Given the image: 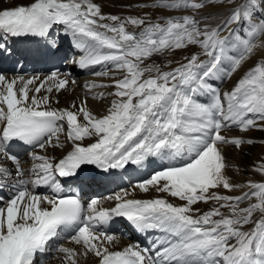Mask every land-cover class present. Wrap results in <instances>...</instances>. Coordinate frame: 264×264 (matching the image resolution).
<instances>
[{"label": "snow or ice", "instance_id": "obj_1", "mask_svg": "<svg viewBox=\"0 0 264 264\" xmlns=\"http://www.w3.org/2000/svg\"><path fill=\"white\" fill-rule=\"evenodd\" d=\"M213 2L157 0L150 6L195 13ZM232 2L228 0L229 6ZM258 9L264 11V0H245L215 27H201L195 14L169 17L163 23L137 17L122 19L103 14L93 0H33L30 5L0 9L4 37L45 38L47 49L54 54L57 41L48 37L61 25L81 53L72 63L81 68L111 64L125 73L113 81L115 91L109 95L114 99L100 117L88 110L86 100L79 107L74 103L68 108L50 107L49 94L69 84L58 71L12 79L0 73V154L14 165L13 171L0 166V189L11 191L6 203L0 204V264H36L37 255H42L54 239H65L63 233L67 232L71 242L82 246V254L94 255L98 264H264V182L249 181V191L238 196L211 191L241 187L225 174L222 146L240 148L253 143L228 138L222 131L233 126L240 131L252 127L264 130V64H255L223 94L210 83L231 77L254 54L257 45L253 40L264 34V17L253 21L248 38L239 42L232 39L231 25L247 24ZM128 24L143 27L129 32ZM225 30L229 35L221 37ZM188 46H198L200 52L185 56L183 63L170 70L154 64L144 66L153 55ZM233 48L235 54L230 51ZM5 52L11 54V49L0 39V53ZM95 74L107 76L108 72ZM86 87L91 90L107 85ZM103 95L94 98L102 99ZM201 96L208 97V102H201ZM65 126L71 150L58 160L29 152L33 163L26 173L11 146L60 147ZM86 138L94 142L85 146L82 142ZM152 160L165 166L135 187L142 192L151 187L184 203L174 205L160 197L127 199L131 193L122 190L123 194L107 197L115 203L104 208L99 207V198L84 205L75 196L59 195L60 178L79 177L83 166L107 173ZM255 170L264 174V164ZM13 174L14 182L9 183ZM41 186L55 195L37 194L35 189ZM253 198L256 202L240 207L241 202ZM209 201L218 207L202 214L193 207ZM224 208L230 215L221 212ZM256 213L259 219H255ZM114 218H124L138 232L158 231L161 235L147 246L134 242L122 250H110L105 242L111 245L118 238L102 229ZM250 224L252 227L245 230ZM55 250L63 254L65 264H77L74 249L61 244Z\"/></svg>", "mask_w": 264, "mask_h": 264}, {"label": "bare ground", "instance_id": "obj_2", "mask_svg": "<svg viewBox=\"0 0 264 264\" xmlns=\"http://www.w3.org/2000/svg\"><path fill=\"white\" fill-rule=\"evenodd\" d=\"M225 1V0H224ZM33 0H0V9L11 8L15 6L30 5ZM95 4H100L101 12L105 15H117L122 19L127 17H137V18H146L151 22H160L163 23L169 17H180L184 15H193L195 14L196 18L201 20L200 26L203 27L204 24L209 25L210 27H215L220 24L225 18H227L232 10L237 6H241L245 3V0H235L230 6L221 3V0H214L213 3L206 5L203 9L197 10L195 13L191 9H164L151 7L153 3H156L157 0H93ZM199 2V0H196ZM139 5H149L148 7H139ZM264 17V11L257 10L256 15L251 21H248L247 24H233L231 28L233 29L232 39L236 42H239L241 39L248 38L246 33L249 29V26L253 21L259 20ZM143 26L136 27L131 24L127 25V30L129 32H139ZM221 37H227L229 35L228 31H222L219 34ZM253 43L257 45L254 49V54L242 62L240 68L231 75V77H226L224 79H215L210 81L213 87L217 88L221 94L226 91H231L236 83L244 76V74L252 68L255 64L261 63L264 64V47H260L264 43V34L259 35L253 40ZM61 50L65 51L66 55L70 59V65L68 70H63L61 77H66L69 80V84L65 89H62L60 92L55 90L49 94L52 97L50 107L54 109L68 108L71 104H76L77 107L81 105L82 101L86 100V107L90 112H92L97 117L103 116L107 113V109L111 104L113 96L109 95L115 91L113 81L115 79L123 78L125 74L123 71L116 70L111 64H101L92 66L89 68H81L78 64L72 63L73 60H78L81 53L79 50L75 49L72 46V43L68 46H61ZM70 50L72 53H70ZM22 53V50H19L15 46H12L11 52L14 54ZM231 52L235 54L236 49H230ZM199 53L200 49L198 46H188L186 49L174 50L172 52H166L163 55H153L144 61V66L148 64L159 65L162 70H170L173 67H176L178 63L184 62V57L190 55L191 53ZM202 59L205 57H201ZM169 61H172L169 64ZM37 63V58L33 57L31 61L27 64V67H34ZM167 65V67H165ZM108 72L107 76L96 75L95 73ZM0 73H3L8 79H12L14 76L13 72L9 71V67L5 66L2 61H0ZM69 75V77H68ZM148 75V74H146ZM154 75V73H153ZM33 76V75H32ZM40 76V75H38ZM42 75L41 77H43ZM31 77L27 76L26 78ZM75 81V83H72ZM97 85H107V87H96L91 90L86 87L90 84ZM34 88L35 86H30ZM103 93L102 99L94 98ZM31 94V93H30ZM46 94V93H41ZM201 102H208V97L201 96L199 97ZM56 100L59 102L56 103ZM257 123H261L257 121ZM255 132L249 133L248 137L256 140H260L261 143H264V130H261L259 127H252ZM225 131L233 130L234 132H239L238 127L225 128ZM60 147H49L46 150L37 149L35 152L39 155H45L49 158H54L58 160L61 158L69 149H71V144L67 141L66 138V126L65 133L61 134L59 137ZM94 142L92 139H85L82 143L86 146L88 143ZM11 152L13 150L11 149ZM222 154L225 158L226 169L225 174L230 178V182L233 184L241 185L239 188H235L232 191H227L225 189L218 188L211 191H217L221 195L229 196H238L243 192L249 191L247 183L249 181L253 183H262L264 182V174L256 171L261 164H264V145H251L235 149V146L231 144H226L222 146ZM2 163L5 164L6 168L9 171L14 170V165L6 157L0 154ZM20 159L21 168L28 173V170L32 167L33 161L31 160L28 153L23 154ZM28 176H25L27 179ZM14 182L13 177L9 178V183ZM80 182L76 179L74 181H67L61 183L62 189L65 191L70 187H73L75 183ZM127 180H124L122 184L113 183L110 187L105 188L100 194L92 195L89 192L83 194L85 198V203L87 204L93 198L100 199L99 207L110 208L114 206V199H107L109 196H113L116 193L123 194L122 190L126 185ZM131 194L127 196V199H153V198H164L167 201L173 203L174 205H180L184 202L179 201L177 198L169 196L167 193H157L153 188H149L147 192H142L138 187L133 185L130 189L127 190ZM35 192L40 195L53 196L55 193L51 191L47 186H41L35 189ZM103 194V195H101ZM0 195L7 197L11 196V191L9 188L5 187L0 189ZM7 200L1 201L6 203ZM256 202L253 198L251 201L246 200L241 202L240 207H246L249 203ZM85 204V205H86ZM200 210L199 214L209 211L213 207H218L215 201H209L208 203L199 202L193 206ZM221 212L224 215H230V212L227 208L221 209ZM255 219H259V214H254ZM219 218V217H215ZM252 225L245 226V230H248ZM103 231L109 232V234H114L118 239L115 240L111 245L105 242L104 246L109 247L110 250H122L133 240L140 241L141 235H134L133 237L130 234V231L127 230L122 222V218H114L109 225L105 226ZM128 233L126 238H123V234ZM64 235V234H63ZM65 236V235H64ZM146 237L150 240L156 239V231H148ZM64 245L65 247L72 248L76 251L77 255L74 257L77 264H98V258L92 254L84 256L83 249L81 245H76L74 242H71L68 238L65 239H56L50 242L48 249L43 253L42 256L37 255L36 264H65L63 261V254L59 253L55 249L59 245Z\"/></svg>", "mask_w": 264, "mask_h": 264}, {"label": "rangeland", "instance_id": "obj_3", "mask_svg": "<svg viewBox=\"0 0 264 264\" xmlns=\"http://www.w3.org/2000/svg\"><path fill=\"white\" fill-rule=\"evenodd\" d=\"M234 1L235 0H233V2ZM223 3L229 6L228 0H225ZM98 5H100V4H98ZM252 132H255V130H253V128H251L247 131H239V132H234L233 130H228V131L223 130L222 134L228 138H242L245 141H247V140L253 141V143H251V144H249V143L242 144L240 146V148L245 147V146H251V145H255V146L260 145V144L264 145V143H261L260 140H256V139H252V138L248 137L249 133H252ZM235 149H239V148L235 147Z\"/></svg>", "mask_w": 264, "mask_h": 264}]
</instances>
